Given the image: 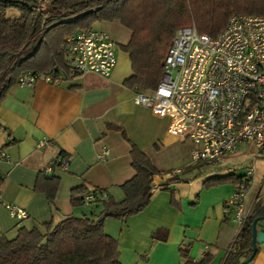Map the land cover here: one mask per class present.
I'll return each instance as SVG.
<instances>
[{"label":"crops","instance_id":"obj_1","mask_svg":"<svg viewBox=\"0 0 264 264\" xmlns=\"http://www.w3.org/2000/svg\"><path fill=\"white\" fill-rule=\"evenodd\" d=\"M97 24L96 29L121 45L131 38V30L119 20ZM131 74L129 54L121 51L109 78L70 76L58 84L39 78L33 86L16 84L9 90L0 104V151L6 153L0 159V241L17 238L20 228L45 233V223L69 216L98 218L102 202L71 203L72 190L78 187L105 191L107 199L123 201L122 185L135 174L124 131L150 158L166 185L152 192L150 204L138 214L121 221L105 220V232L118 241L117 260L121 264H181L179 248L188 246L193 260L210 254L209 264H222L238 234L225 211L235 185L204 187L205 180L227 174L201 176L200 184L183 179L188 183L183 190L175 187L180 182L169 183L177 170L188 171L193 145L168 134L167 118L132 101L133 89L125 85ZM43 139L47 144L38 148ZM104 149L109 154L99 158ZM62 155L69 158L66 167L52 166L48 171ZM41 170L59 179L54 208L44 193L34 190ZM246 202L248 214L256 204L264 205V191L255 179ZM7 205L24 209L28 216H11ZM158 230L166 232V240L154 237ZM250 264H264V242L258 244Z\"/></svg>","mask_w":264,"mask_h":264},{"label":"trees","instance_id":"obj_2","mask_svg":"<svg viewBox=\"0 0 264 264\" xmlns=\"http://www.w3.org/2000/svg\"><path fill=\"white\" fill-rule=\"evenodd\" d=\"M12 9L19 14L8 17ZM235 14L264 15V0H0V104L24 72L45 73L56 67L67 73V54L62 49L66 37L97 22L119 20L131 30L130 40L120 48L129 54L133 71L125 85L151 91L161 80L165 57L179 28L194 24L200 33L214 37ZM123 136L130 143L135 171L122 185L124 200H98L103 204L98 218L69 216L45 223V233L20 228L17 238L1 239L0 264H121L118 241L105 232L104 222L121 221L143 211L152 200V178L159 174L124 131ZM239 180L233 174L216 176L205 180L204 187L228 182L237 185ZM181 181L174 175L169 183ZM58 185L57 177L41 170L34 190L44 193L54 208ZM86 192L84 186L73 189L71 203L83 205ZM263 215L264 205L256 204L222 264H241L251 255L250 227L254 218ZM154 237L164 241L167 234L158 230ZM179 252L181 264H209L212 258L206 254L195 261L188 246H181Z\"/></svg>","mask_w":264,"mask_h":264},{"label":"built area","instance_id":"obj_3","mask_svg":"<svg viewBox=\"0 0 264 264\" xmlns=\"http://www.w3.org/2000/svg\"><path fill=\"white\" fill-rule=\"evenodd\" d=\"M62 49L67 54V73L56 67L45 73L27 71L18 85L30 87L39 78L58 84L68 76L89 74L109 78L117 64L115 41L93 27L66 37ZM132 101L167 118L170 136L192 143L188 171L177 170L175 175L187 182L219 174L240 177L225 208L239 232L248 214L246 201L255 179V161L264 152V15H232L214 37L200 33L194 24L179 28L159 84L151 91L134 87ZM37 144L41 148L47 140ZM242 150L249 155L238 157ZM108 154L104 149L99 158ZM5 157L0 151V159ZM67 164L68 159L57 156L47 170ZM164 180L153 176L151 191L161 188ZM106 198L105 191H88L82 202L89 205ZM7 208L17 219L28 216L18 206Z\"/></svg>","mask_w":264,"mask_h":264},{"label":"rangeland","instance_id":"obj_4","mask_svg":"<svg viewBox=\"0 0 264 264\" xmlns=\"http://www.w3.org/2000/svg\"><path fill=\"white\" fill-rule=\"evenodd\" d=\"M18 14L19 13L16 10H14V9L8 10V12H7V16L8 17H10V16L11 17H15ZM96 24L97 23H95L94 25H96ZM94 27L97 28L98 24L96 26H94ZM114 41H115V43L117 45V55H118L121 51H123L122 49H120L121 48V42H119L118 40H114ZM242 153L243 154L238 156V157L242 158L246 154L249 155L247 150H242ZM261 157H264V152L262 153ZM239 159H237V160H239ZM255 162H256V172H255L254 175H255V180H256V186H261L262 190L264 191V166H262L263 165L262 162H264V158L263 159L259 158ZM202 178L203 177H197V178H195V180L191 181V183L194 182L195 184H200V183H202ZM175 187L178 188V189H182L183 190V189L188 188V183L180 182V183L176 184Z\"/></svg>","mask_w":264,"mask_h":264},{"label":"water","instance_id":"obj_5","mask_svg":"<svg viewBox=\"0 0 264 264\" xmlns=\"http://www.w3.org/2000/svg\"><path fill=\"white\" fill-rule=\"evenodd\" d=\"M252 253L241 264H248L256 255L258 244L264 242V215L254 218L251 225Z\"/></svg>","mask_w":264,"mask_h":264}]
</instances>
